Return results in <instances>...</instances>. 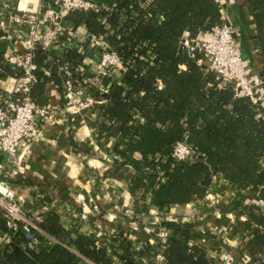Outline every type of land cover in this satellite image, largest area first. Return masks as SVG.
Returning <instances> with one entry per match:
<instances>
[{
  "label": "trees",
  "instance_id": "16d2710c",
  "mask_svg": "<svg viewBox=\"0 0 264 264\" xmlns=\"http://www.w3.org/2000/svg\"><path fill=\"white\" fill-rule=\"evenodd\" d=\"M246 4L254 25L250 41L264 58V0ZM81 16L91 34L108 41L123 70L95 77L91 63L101 56L99 44L67 47L63 62L96 100L92 133L112 137L117 160L111 175L127 178L132 213L166 214L229 189L230 210L250 224L252 260L264 261V213L244 203L264 198V108L237 96L203 52L182 43L185 33L191 40L223 24L219 0H120L98 12L71 11L68 24L78 25ZM2 60L5 74H23ZM61 61L52 51L36 50L38 80L30 90L36 104L47 105V85L61 83L57 67L48 73ZM179 141L192 149L190 158L174 156ZM36 216L43 232L36 231L39 243L30 248L23 226L9 229L0 207V232L11 235L10 243L0 244V264H217L188 220H165L164 240L139 242L123 229L85 231L78 217L66 221L55 209Z\"/></svg>",
  "mask_w": 264,
  "mask_h": 264
},
{
  "label": "crops",
  "instance_id": "0c3cea01",
  "mask_svg": "<svg viewBox=\"0 0 264 264\" xmlns=\"http://www.w3.org/2000/svg\"><path fill=\"white\" fill-rule=\"evenodd\" d=\"M54 1L0 0V62L4 59V62L7 60L5 63L12 64L9 57L22 52L24 47L23 37L18 38L12 28L8 27L10 15L13 12L55 4ZM93 1L115 6L120 0ZM219 2L224 18L234 29L239 31V26H242L248 33L254 27L246 0ZM72 27L84 32L88 29L83 22V16L80 17L78 25ZM188 38L189 33H185L183 40ZM65 49V45H59L51 51L59 55L63 62ZM246 58L248 75L255 81L258 80L256 90L264 108V58L258 55L254 47L252 57L246 55ZM60 63L49 68L48 73L57 67L61 83L58 85L52 81L47 85V105L63 110L65 102L61 86L65 81L77 80L68 77L66 72L62 73ZM13 77L15 76L5 74L0 67V96L10 91ZM65 112L57 114V121L43 128L39 136H31L28 147L21 152L22 158L18 164L20 174L12 187L29 214L37 215L55 209L66 221L74 216L79 219V212L83 209L76 196L83 193L101 208L100 215H92L89 222H82L85 231L123 229L139 242L156 238L164 240L167 230L163 222L184 219L193 223L199 234L198 239L209 247V256L217 264H221L224 252H232L236 256V264H264V261L250 259L251 254L247 248L250 224L246 217L230 210L232 193L229 189L210 192L196 203L176 205L166 214L155 209L148 215L133 214L132 195L127 178L124 180L117 174L111 175L117 160L113 152L112 137L97 138L93 135L95 114H91V111ZM6 157V154L0 153V163L5 162ZM9 170L10 167H7L6 171ZM7 172L3 174L4 178L7 177ZM44 198L51 199V202H45Z\"/></svg>",
  "mask_w": 264,
  "mask_h": 264
},
{
  "label": "built area",
  "instance_id": "2783aa9c",
  "mask_svg": "<svg viewBox=\"0 0 264 264\" xmlns=\"http://www.w3.org/2000/svg\"><path fill=\"white\" fill-rule=\"evenodd\" d=\"M37 9H26L13 12L10 15L8 27L18 36L23 37V51L9 57V61L23 70V74L12 78V88L0 96V153L6 154L5 162L0 163V207L3 209L6 224L9 229L17 230L23 226L26 232L27 245L34 248L39 239L36 231L43 232L37 223L38 217L31 215L25 209L22 200L12 187L20 174L22 154L30 142L31 136H39L41 130L57 121V114L90 111L96 100L77 81H65L61 86L65 108L54 109L49 105H39L30 97L32 84L37 82V64L34 62L36 50L40 47L51 51L59 45L66 47L74 43L83 42L86 46L100 45L101 56L91 63V71L98 77L109 69L117 72L123 70L118 54L110 50L109 43L104 38H97L86 29V32L68 25V15L71 11L82 12L100 8H109L93 0H55ZM224 18V16H223ZM194 39L183 40L182 43L190 51L199 50L205 54L206 62L211 70L216 72L224 82L232 83L237 96L249 97L260 105L255 81L248 75V60L240 48L239 31L226 21L215 26L212 31ZM60 69L69 74L65 63L61 62ZM68 72V73H67ZM67 76V75H66ZM69 77V76H68ZM91 80V78H90ZM96 78L93 80L95 82ZM23 153V152H22ZM178 159H188L192 156V149L179 141L173 152ZM16 167H13V165ZM7 167H10L7 172ZM7 172V177L3 174ZM76 200L81 204L79 220L89 222L90 217L101 214L100 205L85 194L79 193ZM246 205L252 206L264 213V198H246ZM11 242L9 232H0V244ZM250 259L252 256L250 255ZM236 256L232 252L222 254L221 264H236Z\"/></svg>",
  "mask_w": 264,
  "mask_h": 264
},
{
  "label": "water",
  "instance_id": "95a60500",
  "mask_svg": "<svg viewBox=\"0 0 264 264\" xmlns=\"http://www.w3.org/2000/svg\"><path fill=\"white\" fill-rule=\"evenodd\" d=\"M239 34H240V40H239V45L242 51L249 56L250 58L252 57V44L250 41L249 34L246 32L245 28L242 26H239Z\"/></svg>",
  "mask_w": 264,
  "mask_h": 264
},
{
  "label": "rangeland",
  "instance_id": "374dc122",
  "mask_svg": "<svg viewBox=\"0 0 264 264\" xmlns=\"http://www.w3.org/2000/svg\"><path fill=\"white\" fill-rule=\"evenodd\" d=\"M243 55H245L246 56V54L243 52Z\"/></svg>",
  "mask_w": 264,
  "mask_h": 264
}]
</instances>
